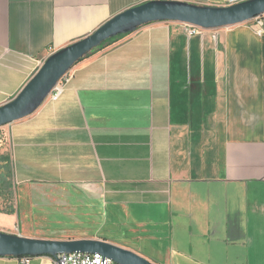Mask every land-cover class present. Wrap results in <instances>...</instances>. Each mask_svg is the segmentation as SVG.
Masks as SVG:
<instances>
[{"label":"crops","instance_id":"1","mask_svg":"<svg viewBox=\"0 0 264 264\" xmlns=\"http://www.w3.org/2000/svg\"><path fill=\"white\" fill-rule=\"evenodd\" d=\"M148 1L0 0V106L49 55ZM262 22L192 36L152 23L77 63L57 101L2 127L0 231L154 264H264Z\"/></svg>","mask_w":264,"mask_h":264},{"label":"water","instance_id":"2","mask_svg":"<svg viewBox=\"0 0 264 264\" xmlns=\"http://www.w3.org/2000/svg\"><path fill=\"white\" fill-rule=\"evenodd\" d=\"M262 15L264 0H242L230 6L151 0L126 9L88 37L49 55L19 93L0 106V128L32 115L67 72L111 38L133 33L152 23L177 22L202 30H213L244 24ZM73 253L99 254L112 264H154L130 250L102 240L40 239L0 231V258H56Z\"/></svg>","mask_w":264,"mask_h":264},{"label":"built area","instance_id":"3","mask_svg":"<svg viewBox=\"0 0 264 264\" xmlns=\"http://www.w3.org/2000/svg\"><path fill=\"white\" fill-rule=\"evenodd\" d=\"M241 1L242 0H227L223 6L234 5ZM262 17L263 15L252 20L256 26L262 27L263 25ZM184 25H185V31L189 36L196 35L199 33V31H201V29L198 27L187 24ZM258 33H261V29L258 30ZM70 78L71 75L69 71L57 82L55 87L49 93L47 99L50 101H57L59 97L62 95L65 86L68 84ZM29 262H30L29 257H22L19 259L20 264H29ZM54 262L55 264H112V262L109 259H105L99 254H84V253L58 255L56 258H54Z\"/></svg>","mask_w":264,"mask_h":264},{"label":"trees","instance_id":"4","mask_svg":"<svg viewBox=\"0 0 264 264\" xmlns=\"http://www.w3.org/2000/svg\"><path fill=\"white\" fill-rule=\"evenodd\" d=\"M127 35H119V36H116L114 38H111V39L103 42L98 48L93 49L90 54H88L86 57H84V59L89 57V56H91V55H93V54H95V53H97V52H99V51H101V50H103L104 48L116 43L117 41H119L120 39L124 38Z\"/></svg>","mask_w":264,"mask_h":264},{"label":"rangeland","instance_id":"5","mask_svg":"<svg viewBox=\"0 0 264 264\" xmlns=\"http://www.w3.org/2000/svg\"><path fill=\"white\" fill-rule=\"evenodd\" d=\"M2 132H3V129L0 128V135L2 134ZM1 140H2V137L0 136V144H1Z\"/></svg>","mask_w":264,"mask_h":264}]
</instances>
